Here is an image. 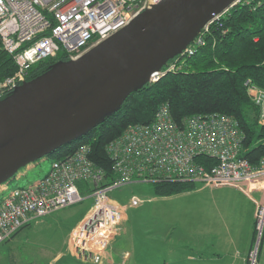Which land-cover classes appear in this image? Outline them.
I'll list each match as a JSON object with an SVG mask.
<instances>
[{
	"label": "built area",
	"instance_id": "2783aa9c",
	"mask_svg": "<svg viewBox=\"0 0 264 264\" xmlns=\"http://www.w3.org/2000/svg\"><path fill=\"white\" fill-rule=\"evenodd\" d=\"M161 1L0 0L1 47L17 65L16 72L0 83V100L27 82L34 64L54 59L61 51L68 60H77ZM230 8L216 15L179 56L154 72L149 84L181 69L184 59L204 45L212 24ZM246 86L264 126V89L251 81ZM244 139L239 122L231 116L194 115L176 122L164 103L152 123L130 126L108 144L112 181L92 160L91 147L82 145L69 157L54 161L43 179L22 188L0 186V245L32 222L93 197L92 207L71 234V250L79 262L101 264L127 209L140 205L137 198L127 205L117 203L109 196L111 191L137 181L199 183L210 189L237 188L249 196L261 193L260 199L252 196L257 201L254 264L264 234V157L252 165L243 156Z\"/></svg>",
	"mask_w": 264,
	"mask_h": 264
},
{
	"label": "water",
	"instance_id": "95a60500",
	"mask_svg": "<svg viewBox=\"0 0 264 264\" xmlns=\"http://www.w3.org/2000/svg\"><path fill=\"white\" fill-rule=\"evenodd\" d=\"M239 0H162L77 60L0 100V186L115 114L218 14Z\"/></svg>",
	"mask_w": 264,
	"mask_h": 264
},
{
	"label": "trees",
	"instance_id": "16d2710c",
	"mask_svg": "<svg viewBox=\"0 0 264 264\" xmlns=\"http://www.w3.org/2000/svg\"><path fill=\"white\" fill-rule=\"evenodd\" d=\"M204 41L194 55L184 60L181 69L132 93L119 111L80 140L60 148L55 153L56 160L69 157L82 145L90 146L92 160L112 181L108 144L130 126L152 123L160 105L167 103L176 122L212 114L236 119L245 134L243 156L252 165H258L264 157V126L259 122V108L248 95L246 83L251 81L264 89V0H243L230 8L212 24ZM62 61L68 59L61 51L54 59L34 64L27 81ZM16 70L13 57L2 49L0 42V83ZM199 161L212 162L202 158ZM153 184L160 197L185 193L194 186L182 182ZM261 245L262 239L258 252Z\"/></svg>",
	"mask_w": 264,
	"mask_h": 264
},
{
	"label": "rangeland",
	"instance_id": "374dc122",
	"mask_svg": "<svg viewBox=\"0 0 264 264\" xmlns=\"http://www.w3.org/2000/svg\"><path fill=\"white\" fill-rule=\"evenodd\" d=\"M56 159L55 154L49 155L23 168L6 185L9 189L22 188L43 179ZM203 187L194 184L185 193L160 197L156 195L153 183L137 181L111 191V199L123 205L129 204L133 198L140 200L139 206L127 209L122 228L107 250L110 249L112 261L116 264H173V254L187 249L180 248V245H188L191 222L199 212V202L207 203L209 198V191ZM94 201L90 197L53 214L52 217L62 223H54L59 221L49 218L48 223H32L19 231L1 245L0 264H52L71 258L78 261L71 250L72 233L68 240L69 233L85 217ZM255 232L254 250L258 244L256 224ZM57 256L63 260H55ZM258 258L254 264H259ZM250 263L253 264L252 257Z\"/></svg>",
	"mask_w": 264,
	"mask_h": 264
},
{
	"label": "crops",
	"instance_id": "0c3cea01",
	"mask_svg": "<svg viewBox=\"0 0 264 264\" xmlns=\"http://www.w3.org/2000/svg\"><path fill=\"white\" fill-rule=\"evenodd\" d=\"M195 185L202 184L195 183ZM203 189L209 191V198L207 203L199 202V212L191 222L188 245H180V248L186 247L187 249L183 252L179 250V252L173 254V264H251L250 257L252 252L255 251V215L257 209V201L253 198L260 199L261 193L254 192L252 198L242 190L232 187L210 189L204 186ZM1 201L2 196H0V205ZM53 214H56V212L32 223H45L49 218L56 220L52 217ZM215 216H217V219ZM62 222L60 220L54 223ZM76 226L71 229L68 240ZM109 251L105 255V262L102 264H116L112 261ZM257 254H259V258L257 256L256 260L258 258L259 264H264V234L261 248ZM59 258L60 256H57L55 260ZM61 260L63 258L58 261ZM52 264L93 263H82L71 258L67 261Z\"/></svg>",
	"mask_w": 264,
	"mask_h": 264
}]
</instances>
